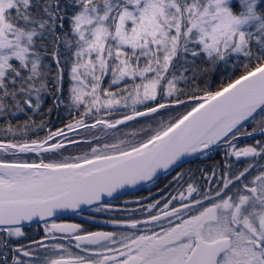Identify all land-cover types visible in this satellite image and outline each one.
<instances>
[{"label": "snow or ice", "instance_id": "obj_1", "mask_svg": "<svg viewBox=\"0 0 264 264\" xmlns=\"http://www.w3.org/2000/svg\"><path fill=\"white\" fill-rule=\"evenodd\" d=\"M239 3L0 0V264H264V0Z\"/></svg>", "mask_w": 264, "mask_h": 264}, {"label": "flooded vegetation", "instance_id": "obj_2", "mask_svg": "<svg viewBox=\"0 0 264 264\" xmlns=\"http://www.w3.org/2000/svg\"><path fill=\"white\" fill-rule=\"evenodd\" d=\"M188 168V166L186 167ZM170 178V177H169ZM166 182L165 177H161L159 181V186H163V184ZM151 195H157L158 189L156 185L153 184H144L137 189H134L122 196L119 197L117 201H114V203H121L124 200H132V199H138L141 196H150ZM88 215H92L90 211L86 210L84 216H77L73 214H67L64 215V218L67 219L69 222H79L82 223L85 227L89 228L90 230H110V226L105 225L102 223L103 220L107 219L108 216L105 214H94L96 216V222H91L87 219Z\"/></svg>", "mask_w": 264, "mask_h": 264}, {"label": "trees", "instance_id": "obj_3", "mask_svg": "<svg viewBox=\"0 0 264 264\" xmlns=\"http://www.w3.org/2000/svg\"><path fill=\"white\" fill-rule=\"evenodd\" d=\"M232 3H233L234 10L239 12L240 11L239 0H232ZM52 118H53V120H55L56 119V115L53 114ZM21 119H23V117H21ZM215 159H217V157H215L213 155L210 159H208L207 161H203V162L200 161V160H192L190 163L185 164V168L188 166V168L191 167V168L195 169L198 166L210 165V164L215 162Z\"/></svg>", "mask_w": 264, "mask_h": 264}, {"label": "water", "instance_id": "obj_4", "mask_svg": "<svg viewBox=\"0 0 264 264\" xmlns=\"http://www.w3.org/2000/svg\"><path fill=\"white\" fill-rule=\"evenodd\" d=\"M142 185H144V184H142ZM142 185L137 186L135 189H137L138 187H140V186H142ZM132 190H134V189L126 190L122 195H124V194H126V193H128V192H130V191H132ZM122 195H121V196H122ZM67 214H71V213H65L64 215H67Z\"/></svg>", "mask_w": 264, "mask_h": 264}]
</instances>
